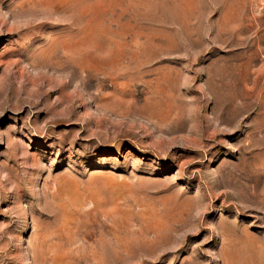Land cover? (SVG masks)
Listing matches in <instances>:
<instances>
[{"label":"rangeland","instance_id":"374dc122","mask_svg":"<svg viewBox=\"0 0 264 264\" xmlns=\"http://www.w3.org/2000/svg\"><path fill=\"white\" fill-rule=\"evenodd\" d=\"M0 264H264V0H0Z\"/></svg>","mask_w":264,"mask_h":264}]
</instances>
